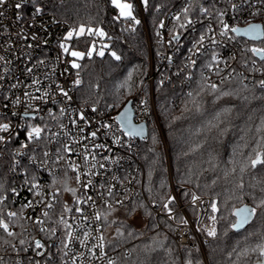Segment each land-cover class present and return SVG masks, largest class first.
I'll return each instance as SVG.
<instances>
[{"label": "built area", "instance_id": "built-area-1", "mask_svg": "<svg viewBox=\"0 0 264 264\" xmlns=\"http://www.w3.org/2000/svg\"><path fill=\"white\" fill-rule=\"evenodd\" d=\"M17 2L21 0H8V4L0 7V11L4 12L0 17V56L5 58L0 61V125H9L7 131H0V137H3L0 140V197H6L0 204V215L9 223V230L16 234L9 237L0 229V256L4 258L2 264H72L73 258H76V264H107V259L116 260L117 254L108 248L103 221L94 219L96 212H103L106 208L104 200H108L114 208L121 207L115 201L124 199L126 194V205L140 199L157 219L160 216L168 218L158 207L153 206V200L146 194L141 146L143 140L123 128L118 119L120 109L114 104L93 107L79 101L78 91L83 79L77 75V69L71 67L74 58L68 53L64 55L60 47L69 24L45 9V0H22L19 10L14 8ZM136 3L148 47V71L139 90L130 98L134 118L136 122H146L148 127L151 124L156 128L163 143L169 195L175 196L177 200L172 205L176 219H170L174 224V241L180 249L183 246L199 249L205 264H209L206 249L209 238L203 229L213 224L211 219L205 218L211 198L195 193L200 199L192 204L191 196L185 200L176 186L169 145L156 99V85L169 82L175 86L180 81L189 88L199 70L220 85L223 84L220 83L222 77L224 83L240 77L246 84L259 86V81L264 80V55L261 57L252 50L264 49V46L250 45V42H264V0H181L166 11L153 33L141 0H136ZM233 5H236L235 9ZM185 7L189 8L187 17L193 21L191 25L184 21ZM37 8L41 10L38 14ZM201 9H207V12ZM221 12L224 13L222 17L219 15ZM176 15L181 16L180 22L173 19ZM221 21L237 29L259 24L262 35L260 38H250L238 31H229L226 36H221ZM161 22L163 28L160 27ZM180 23H185V27L180 28ZM174 25L179 39L169 44ZM201 35L206 36L204 48L200 54L192 57L197 62L192 66L187 60L189 49ZM207 37H214L217 43L212 44ZM213 54L217 56L218 66L222 69L220 76L216 75ZM209 63L214 64L211 70L205 67ZM186 64L189 66L185 67ZM29 67L33 68L31 74L27 72ZM33 79H39L41 83L33 85ZM77 79L80 80L79 84L75 83ZM38 87L40 92L36 91ZM61 87L71 99L60 93ZM24 92L35 96L47 92L48 96L44 101L32 100L25 97ZM183 97L181 94L179 99ZM17 98L20 104L15 103ZM175 104L178 107L179 100ZM61 109H64L63 113ZM26 111L28 115L24 114ZM81 116L84 118L81 119ZM33 127L45 128L39 140L28 139L27 133ZM92 132H96L94 138L90 135ZM65 144L72 147L71 153L63 151ZM86 153H90L87 164L83 158ZM73 163L80 165L82 181H92L88 188L76 182L77 172L69 167ZM54 180L56 183H53ZM33 184L37 187L32 188ZM65 185L76 189L75 195L65 191ZM110 186L113 197L108 196ZM89 195L95 203L83 202ZM77 198L80 204L76 203ZM29 201L34 203V207H23ZM40 201L55 206L47 209ZM65 205L71 211H65ZM76 207H81L83 215L89 220H83L81 213L75 211ZM192 208L197 210L196 217L190 211ZM9 211L17 212L18 217L8 218L6 213ZM44 211L49 212V217L42 215ZM177 214L187 219L188 224L182 225ZM37 217L44 221L42 225L35 223ZM61 217L73 226V235L80 239L84 231L100 229L105 237L104 251L107 256L100 257L98 249H93L97 253L93 257L78 239L70 242L65 249L63 243L68 242V229L59 222ZM41 227L45 231H41ZM52 228L56 229L55 235L50 231ZM98 234L92 231L93 236ZM21 239L25 240L23 245L19 243ZM6 240L15 245V251L4 243ZM37 240L45 247L36 249ZM94 243L97 241L90 240L89 246ZM37 252L44 255H36Z\"/></svg>", "mask_w": 264, "mask_h": 264}, {"label": "trees", "instance_id": "trees-1", "mask_svg": "<svg viewBox=\"0 0 264 264\" xmlns=\"http://www.w3.org/2000/svg\"><path fill=\"white\" fill-rule=\"evenodd\" d=\"M128 1L133 5V15L139 24L120 17L112 0H45V9L69 24L67 33L81 26L86 30L83 36L74 33L71 39H66L69 50L87 53L92 45L95 46L90 57L74 58L80 65L76 68L77 74L83 79L78 91V99L83 104L93 107L114 104L121 109L139 90L147 75L148 47L140 11L136 0ZM180 1L149 0L147 8L143 5L152 33L166 11ZM89 28L102 29L105 36L89 35ZM100 51L104 52L103 56L98 54ZM201 75L197 70L189 88L180 81L175 86L169 82L156 85V99L169 145L175 183L181 195L185 191L205 195L216 203L217 211L213 212L209 207L205 214L207 220L213 215L217 218V235H207L209 264H260L264 257L252 249L264 245V206H260V200L264 199V167L258 165L253 169L246 165L256 141L264 137V130L256 131L258 127L264 129L261 124L264 119V88L246 84L236 77L220 85L221 92L231 95L206 91L196 97L199 103V109H196L187 93L197 89ZM181 94L184 97L180 100ZM177 100L179 106L175 107ZM225 108L231 109L226 118L222 117L224 123L221 127L226 131L223 134L215 129L204 131V125ZM141 146L146 194L151 200L160 202L162 196L169 195L168 174L161 137L151 124ZM186 152L188 155H184ZM241 167H245L244 172L240 171ZM240 184L242 188L238 187ZM190 196L182 195L185 200ZM141 202L135 199L127 205ZM243 205L255 207L257 212L236 231L232 227L238 220L235 210ZM115 209L107 220L102 221L108 248L117 254L116 264H186L188 259L194 264H205L199 249L178 247L172 237L174 224L170 219L164 216L157 219L154 214L149 216L147 213L151 211L146 206L138 207L131 216L126 214L124 207ZM105 211L107 208L103 209ZM190 211L196 217V208ZM180 217L181 214H177V219ZM157 223L160 226L153 228L152 225ZM118 227L124 236H117L115 230ZM128 231L134 235L128 236ZM244 250H248L247 254L240 256Z\"/></svg>", "mask_w": 264, "mask_h": 264}, {"label": "snow or ice", "instance_id": "snow-or-ice-1", "mask_svg": "<svg viewBox=\"0 0 264 264\" xmlns=\"http://www.w3.org/2000/svg\"><path fill=\"white\" fill-rule=\"evenodd\" d=\"M112 3L115 5L116 8L119 9V16L120 17H123L125 19H131L136 24L140 23V21L138 19H136V17L133 15V5L131 3H121V0H112ZM6 4H8V0H0V7H3ZM142 4L144 5L145 8H147V6L149 4V0H142ZM232 7L235 9L236 5H233ZM14 8L17 9V10L21 9L22 8V0H21V2L15 3L14 4ZM201 10L207 12V9H201ZM40 11L41 10L39 8L36 9L37 14ZM188 11H189L188 7H185L183 9V13H184V17L183 18H184V21H185V23L187 25H191L193 23V21L188 19V17H187ZM3 15H4V12L0 11V17H2ZM219 15L222 17L224 15V13L221 12ZM17 19H19V17H17ZM173 19L175 21H177V22H180L181 21V16L180 15H176V16L173 17ZM185 23H180L179 27L180 28L185 27ZM221 24H222V30L220 32L221 36H226L229 31L236 32V31L239 30L237 28H230V26L228 24H226V23H223V21H221ZM160 27L161 28L164 27L163 22H161ZM249 30L250 31H254V29H252V28H250ZM85 31H86L85 28L83 26H81L78 30L69 31L67 33V36L65 37V39H71L73 37L74 33L76 35L83 36L85 34ZM171 31L173 32V35L171 36V39L168 41L169 44H171L172 42L177 41L179 39V33H177L175 31V25H174V27H173V29ZM87 33L89 35L95 34V35H99L101 37L105 36V33H104V31L102 29H91V28H89V29H87ZM157 35L159 36L160 34L157 33ZM207 38L210 40V42L212 44H216L217 43V41H216V39L214 37H207ZM33 39H36V37L33 36ZM205 39H206V36L205 35H201L199 37V39L196 40L193 43L192 48L189 49V56L187 57V60L189 61L190 65H192V66L196 65L197 62L192 57L201 53V49L204 48ZM60 47L63 49V51L65 53H68L72 57L78 58V59H83L86 55L90 57L92 55V52L95 50V46L94 45H92L89 48L87 53L81 52V51H75V50H71L70 51L69 48L66 47L63 43L60 45ZM252 51L254 53H256L257 55H264V49H253ZM98 54L100 56H103L104 52L100 51ZM112 55L115 56V53H112ZM234 58L235 57H233V59ZM4 59L5 58L3 56H0V61H4ZM116 59H120V57L116 56ZM212 61L216 62V65H215L216 68H217L216 75L220 76V72L222 71V69H220L219 66H218L217 56L215 54H213V56H212ZM40 63H43V61H41ZM188 66H189L188 64L185 65V67H188ZM71 67L72 68H80V65L78 63H76L75 60H73L71 62ZM205 67H206V69L211 70L214 67V64L213 63H209ZM27 72L29 74H31L33 72V68H31V67L27 68ZM0 79H2V77H0ZM40 83H41V81L39 79H33L32 80V84L33 85H39ZM75 83L79 84L80 80L77 79L75 81ZM220 83H224V78L223 77L221 78ZM259 86L261 88H264V80L259 81ZM12 87H16V85H13ZM36 91L40 92V88L38 87L36 89ZM59 91L65 98L71 99V97L69 96V93L67 91H65L64 88H62V87L59 88ZM206 91H208L209 94L219 92L220 95H222V96L231 95V93H229V92H221L220 91V84H218L216 82H212L210 77L205 76V75L202 74L201 75V82L197 85V89L187 93V96L191 98L190 102L192 103V105L196 109H199V103L197 102L196 97H200L202 95V93H205ZM24 96L25 97H30V99H32V100L44 101V100H46V97L48 96V93L44 92L42 95L35 96V95H31L29 92H24ZM217 99H219V96H217ZM15 103L16 104H20L21 103L20 99L17 98ZM29 107H31V106L29 105ZM185 107L187 108V104L185 105ZM63 111H64V109H61L62 113H63ZM230 112H231V109H229V108H225L221 112H217L215 114V116L213 117V119L208 121L207 124L204 125L203 130L207 131V132H211L213 129H215V130H217V132L219 134H223V132L226 131V128H222L221 127V125L224 123V119H222V117L226 118V114H228ZM24 114L28 115V112L26 111ZM49 115L51 116L52 113L49 112ZM83 118L84 117L81 116V119H83ZM261 124L264 125V119H262ZM108 127H110V125ZM8 128H9L8 124L0 125V131H7ZM262 130H264V129L259 128V127L256 129L257 132H261ZM44 131H45V128L33 127L31 129V131H29L27 133L28 139L29 140H33V139L39 140L41 138V133L44 132ZM81 131H83V130H81ZM131 131L135 132L136 129H131ZM90 135H91V137L94 138L96 136V132H92ZM153 139L155 141V137H153ZM242 139H243V137H242ZM0 140H3V137H0ZM75 143L78 144L79 141H75ZM26 146L27 145H24V147H26ZM84 147L87 148V145H85ZM95 147H102V146L101 145H95ZM192 150H195V149H192ZM63 151L71 153L73 151V149L69 145L65 144L63 146ZM44 155L47 156L48 153L45 152ZM88 155H90V153H86L84 155V157H83L86 164L88 162ZM184 155H188V153L186 152V153H184ZM59 158L63 159V157H59ZM92 159L94 160L95 157H92ZM247 160H248V164L246 166H250L253 169H255L258 165L264 167V137H261L260 140L256 141V146L248 154ZM69 167L72 169V171L77 172V175L75 176V180H76L77 183L81 184L83 188H88L92 184L91 180H88L87 182H84V181L81 180V174L79 172V169H80V165L79 164H74L73 163V164H70ZM92 167H95V165H92ZM100 167L103 168L104 165L101 164ZM245 167H241L240 171L244 172L245 171ZM233 171H235V169H233ZM87 174L88 173H85V175H87ZM65 175H67V173H65ZM149 175H151V174L149 173ZM226 175H227V173H226ZM53 183H56V181L54 180ZM0 187H2V185H0ZM35 187H37V185L33 184L32 188H35ZM238 187L242 188L243 185L240 184V185H238ZM64 190L65 191H70L74 195L76 193V189L69 188V187H67V185H65V189ZM12 191L15 192V189H13ZM149 191H151V190L149 189ZM182 195H184V196L191 195L192 204H195L196 201H198L200 199V197L197 196L195 193H191L190 194L189 192L185 191V192H182ZM108 196L109 197H113L114 196V193L112 191V187L111 186L108 188ZM5 199H6V197H0V204H2ZM127 199H128V197L125 194L124 199H118V200L115 201L116 204H118L121 207L125 208L127 215H129V216L134 215L136 213L138 207L139 208H145V205L142 202L139 203L138 205L135 204V203H132L130 206L126 205L125 204V200H127ZM89 201H92L93 203H95L93 197L90 196V195L87 196L86 200H84L83 202L87 203ZM40 203H44V202L40 201ZM76 203L77 204L81 203L79 198H77ZM175 203H177L176 197L172 196V195H168L166 197L162 196L160 198V203L159 204H157V202L154 200L153 201V206L154 207H158L160 209V212L165 214V215H167V217L169 219H176V216L173 215L174 208L172 207V205L175 204ZM104 204H105V206L107 208V211H105V212H96L95 216H94V219L96 221H101L102 219L103 220H107L108 216L111 214V212L116 210L113 207V205L108 200H104ZM54 206L55 205L53 203H50V202L49 203H44V207L47 208V209H52ZM260 206H264V199L260 200ZM23 207H34V203L32 201H29L27 204L23 205ZM23 207L21 209V212L23 211ZM210 207H211L213 212L217 211L216 203L214 201L211 202ZM145 210L147 211V209H145ZM65 211H71V209H69L65 205ZM75 211L78 212V213H81V218L83 220H89V217L83 215V210H82L81 207H76ZM0 212H2V210H0ZM256 212H257V208H255V207L249 208V207L245 206V207L239 209L238 212L236 213L239 216V219L236 221L235 224L232 225V227L236 228V227L242 226L244 223L248 222L249 218L251 216L255 215ZM147 214L149 216H152L151 212H148ZM6 215H7L8 218H16V217H18L19 214L17 212L9 211V212L6 213ZM42 215L44 217H49V212L48 211H44L42 213ZM20 218H22V216ZM209 218L213 221V226L207 227V228H205L203 230L206 231V234L209 237H215L217 235V230H216V227H215V222H216L217 218L214 215L210 216ZM28 219H32V218L29 217ZM59 222L64 225L65 229H68V231L66 233L68 242L63 243V247L65 249H67L69 247V243L70 242L78 239L80 245L85 247V248H88L89 253H91L93 255V257H96V255H97V253L95 251H93V249H98L100 257H106L107 256V253L104 251V249H105V237L103 235V232L100 229H93L92 230V231H95V232L99 233L96 236L92 235V231H84L83 232V238L80 239L79 237L73 235V231L71 230L73 226L71 224H69L66 220H64L63 217H61V220ZM112 222L115 223V221H112ZM140 222H143V221H140ZM35 223L42 225L44 223V221L41 220L39 217H37L35 219ZM180 223L182 225H187L188 224V220L184 219L183 217H180ZM159 226L160 225L158 223L152 225L153 228H157ZM167 226L171 227V225H167ZM21 227L23 228L24 226L21 225ZM80 227H84V226L81 225ZM0 229H3V231L5 233H7V235L9 237H14L16 235L14 232L9 230V223L5 222V219L3 218V215H0ZM40 230L41 231H45V229L43 227H41ZM50 231H51V233L53 235L56 234V229L55 228L50 229ZM115 231H116V234H117L118 237L124 236V232L121 230L120 227L116 228ZM133 235H134V233L132 231H128V236H133ZM90 240H95V241H97V243L91 244V246H89V241ZM4 243L10 245L13 248L14 251L16 250L15 249V245H12L10 241L6 240ZM19 243L21 245H23L25 243V240L21 239L19 241ZM44 247H45V245L42 244L39 240L35 241V248L36 249H42ZM257 250L259 251V255L261 257H264V245H259L257 249H252V251H257ZM23 251H27V249H23ZM247 251L248 250H244V251L240 252L239 255L240 256H244V255L247 254ZM64 254H65V256L68 255L67 252H65ZM36 255L43 256L44 253L37 252ZM3 260H4V258L2 256H0V264H2ZM37 264H38V262H37ZM72 264H76V258L72 259ZM107 264H116V261L109 257L107 259ZM186 264H194V262H193V260L188 259L186 261ZM197 264H198V262H197ZM260 264H264V260L260 261Z\"/></svg>", "mask_w": 264, "mask_h": 264}, {"label": "water", "instance_id": "water-1", "mask_svg": "<svg viewBox=\"0 0 264 264\" xmlns=\"http://www.w3.org/2000/svg\"><path fill=\"white\" fill-rule=\"evenodd\" d=\"M250 28L254 29V31H250ZM238 32L250 38H260L262 35V27L259 24H251L249 26L239 28ZM260 56L263 57V55ZM118 119L123 128L130 132L133 136H136L142 140L146 139L148 130L147 123L135 121L134 109L131 99L120 109ZM131 129H136V131L132 132ZM242 227L243 225L234 229L239 231Z\"/></svg>", "mask_w": 264, "mask_h": 264}, {"label": "rangeland", "instance_id": "rangeland-1", "mask_svg": "<svg viewBox=\"0 0 264 264\" xmlns=\"http://www.w3.org/2000/svg\"><path fill=\"white\" fill-rule=\"evenodd\" d=\"M121 3H131V2L128 1V0H121ZM42 5H43V4H39V6H42ZM65 35L67 36V34H65ZM66 36H64V38L61 40V44L63 43L66 47L69 48V44H68V42H67L66 39H65ZM61 44H60V45H61ZM250 45L264 46V42H263V41H261V42H258V41H251V42H250ZM71 50H75V49H71V48H70V51H71ZM62 51H63V49H62ZM75 51H76V50H75ZM63 53H64V55L66 54L64 51H63ZM73 58H74V57H73ZM75 59H76V58H75ZM144 205L148 208V206H147L146 204H144ZM245 206L251 208V207L248 206V205H243V206L237 208V209L235 210V213H237L239 209H241V208H243V207H245ZM236 216H237V219H239V216H238L237 214H236ZM251 218H252V216H251L249 219H251Z\"/></svg>", "mask_w": 264, "mask_h": 264}]
</instances>
